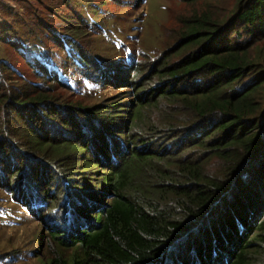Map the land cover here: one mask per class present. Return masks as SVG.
I'll return each instance as SVG.
<instances>
[{"label": "trees", "instance_id": "trees-1", "mask_svg": "<svg viewBox=\"0 0 264 264\" xmlns=\"http://www.w3.org/2000/svg\"><path fill=\"white\" fill-rule=\"evenodd\" d=\"M183 1L191 8L136 88L133 117L67 103L47 89L16 93L0 78V114L5 107L14 113V121L0 122V185L28 204L46 201L51 174L74 192L48 233L72 255L56 254L50 264H264V0H233L227 14ZM2 69L9 63L0 62ZM142 111L157 115L141 119ZM138 122L148 123L151 135H171L172 143L113 147L125 139L112 132L125 134ZM81 129L91 133L90 146ZM94 143L93 164L119 157L122 166L110 167L99 189L91 176L81 177L84 189L71 167L59 166ZM166 157L171 162L161 164ZM145 168L147 183L128 187L125 179Z\"/></svg>", "mask_w": 264, "mask_h": 264}, {"label": "rangeland", "instance_id": "rangeland-1", "mask_svg": "<svg viewBox=\"0 0 264 264\" xmlns=\"http://www.w3.org/2000/svg\"><path fill=\"white\" fill-rule=\"evenodd\" d=\"M232 3L233 0H201L197 4L200 8L227 14ZM190 8L191 4L183 0H0V62L9 63L10 68L0 70V78L15 88L16 93H24L32 87L47 89L67 103L103 110L123 109L118 114L133 117L136 88L151 72L152 62L172 45L179 31L180 15ZM81 54L85 55L83 64H80ZM133 68H137V72ZM127 81L133 86H126ZM114 104L117 108L111 107ZM148 111H153V107ZM148 111H142L141 119L156 117L157 114L151 115ZM11 114L14 115L10 108H2L0 122H4V117L11 121ZM141 122H138L139 127L126 128L125 134L112 132L125 139L119 145L114 139L113 147L128 152L146 143L153 149H164L172 143L171 135H151L149 127L145 126L148 123L140 127ZM86 129L81 130L87 132L85 139L88 138L90 146L92 136ZM44 130L46 132L47 128ZM52 130L55 129L50 128L47 133ZM115 130L120 131V128ZM25 132L22 130L21 134ZM55 133L62 136L61 131ZM100 137L110 142L109 138ZM94 144L92 151H85L80 159L61 160L59 167H71L74 177H80L79 183L81 177L91 176L90 181L99 189L96 182L112 171L110 167L119 169L122 165L119 157L103 162V168L93 164L98 159ZM167 152L177 156L175 151ZM171 160L166 157L161 164L168 165ZM85 167L95 173H82ZM149 173V168H145L137 177H127L125 182L128 187L146 184ZM50 177L47 189L45 187L49 190L46 201H30L29 204L17 199L13 188L9 192L0 185V264H50L56 254L72 255L71 250H61L48 233L58 221L57 211L64 212L63 203L66 197L72 199L74 192L66 189L61 178L55 179L53 174ZM75 183L78 182L73 181L72 185ZM81 184L85 189L84 182ZM110 190L111 194L106 197L113 195V189ZM54 194L59 197L57 202L52 200Z\"/></svg>", "mask_w": 264, "mask_h": 264}]
</instances>
